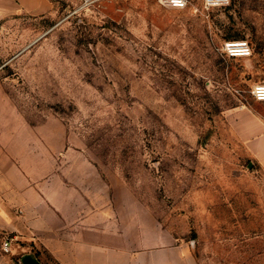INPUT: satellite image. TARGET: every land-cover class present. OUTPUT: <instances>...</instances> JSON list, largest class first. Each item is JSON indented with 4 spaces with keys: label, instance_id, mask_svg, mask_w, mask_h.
I'll list each match as a JSON object with an SVG mask.
<instances>
[{
    "label": "rangeland",
    "instance_id": "374dc122",
    "mask_svg": "<svg viewBox=\"0 0 264 264\" xmlns=\"http://www.w3.org/2000/svg\"><path fill=\"white\" fill-rule=\"evenodd\" d=\"M51 1L0 49V192L37 255L264 264V171L247 147L264 133V0ZM237 41L252 56L228 57Z\"/></svg>",
    "mask_w": 264,
    "mask_h": 264
},
{
    "label": "crops",
    "instance_id": "0c3cea01",
    "mask_svg": "<svg viewBox=\"0 0 264 264\" xmlns=\"http://www.w3.org/2000/svg\"><path fill=\"white\" fill-rule=\"evenodd\" d=\"M51 0H0V49H8L11 32L24 24L28 14L40 15L52 9ZM22 23V24H21ZM20 33H18L19 35ZM247 147L264 171V133L251 138ZM29 225L25 214L18 213L0 192V264H51L40 258L28 238ZM9 241L7 250L4 242ZM66 247V248H65ZM66 250V258L58 250ZM50 248L54 258L52 264H166V252H131L104 248L92 244ZM78 251L76 255L75 252ZM59 252V253H60Z\"/></svg>",
    "mask_w": 264,
    "mask_h": 264
},
{
    "label": "built area",
    "instance_id": "2783aa9c",
    "mask_svg": "<svg viewBox=\"0 0 264 264\" xmlns=\"http://www.w3.org/2000/svg\"><path fill=\"white\" fill-rule=\"evenodd\" d=\"M159 5L171 9H184L188 6V0H156ZM229 0H204V7L209 9L214 6L227 5ZM225 54L230 58L250 57L253 54L252 48L246 41L227 42L224 46ZM251 95L258 102H264V83L253 87ZM9 241L6 240L3 248L7 250Z\"/></svg>",
    "mask_w": 264,
    "mask_h": 264
},
{
    "label": "water",
    "instance_id": "95a60500",
    "mask_svg": "<svg viewBox=\"0 0 264 264\" xmlns=\"http://www.w3.org/2000/svg\"><path fill=\"white\" fill-rule=\"evenodd\" d=\"M39 40V39H38Z\"/></svg>",
    "mask_w": 264,
    "mask_h": 264
}]
</instances>
